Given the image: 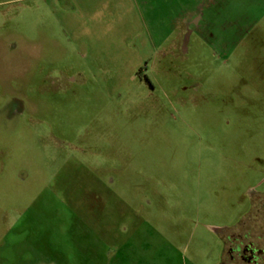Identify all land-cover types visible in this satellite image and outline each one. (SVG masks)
Masks as SVG:
<instances>
[{
    "label": "rangeland",
    "instance_id": "1",
    "mask_svg": "<svg viewBox=\"0 0 264 264\" xmlns=\"http://www.w3.org/2000/svg\"><path fill=\"white\" fill-rule=\"evenodd\" d=\"M114 1L0 0V264H264V0Z\"/></svg>",
    "mask_w": 264,
    "mask_h": 264
},
{
    "label": "crops",
    "instance_id": "2",
    "mask_svg": "<svg viewBox=\"0 0 264 264\" xmlns=\"http://www.w3.org/2000/svg\"><path fill=\"white\" fill-rule=\"evenodd\" d=\"M151 0H146L145 3L147 4L148 2H150ZM160 2H163L165 0H159ZM180 1V15H182V19H178L175 21V23L173 24V28L169 30L168 34H164L162 35V31L161 30H156L155 34L157 36L156 39V44L157 47L160 50L165 49V44L166 41L168 39L169 34L174 33L176 35V42L174 43V45L178 44V42L181 40V36H183V33L186 29H187V25L189 23V21H191L194 17H195V10H194V6L189 5L186 6L184 4H181L183 2H196V0H179ZM117 8V5L115 3L114 0H77L76 4H75V10L79 11V16L81 19V25L79 26V30H81L82 34H85V37H80V42L81 43H85L86 47H90L92 45H94V43H90L89 41L93 40L94 35H98L103 33V30L105 31V29L112 34V29L113 27L111 26H107V28H105L104 25H102L103 19H105V21H110L112 22V16L115 12ZM82 27V28H81ZM76 30V28H75ZM96 39V38H95ZM89 40V41H88ZM181 42V41H180ZM108 45H110L109 47L111 48H117V44H115L113 41L109 42ZM165 56V54H162V57ZM139 60L141 59H146L147 55L145 54H141L140 56H138ZM106 203H100V208L102 209V207H104V209L107 208ZM247 214V213H245ZM244 214V215H245ZM243 215V216H244ZM241 216V218L243 217ZM241 220V219H240ZM225 228L228 227H223V226H219L216 229H222L224 230ZM122 233H125L127 231V228H125L124 226L121 228ZM218 236L220 237V233H217ZM125 237V236H124ZM118 238V236H117ZM114 241H116V238L113 239ZM128 238H124V242H128ZM129 243H126V245H128ZM128 247V246H127ZM119 249V248H118ZM118 249L116 250V252H114L111 257L114 258L115 256H117L119 254ZM128 250L126 252H122L120 253V255H122L121 257V261L122 259L126 258L129 259L130 255H131V251L129 248H127ZM102 252V251H101ZM96 253V252H92L91 255H95L94 258V262L91 264H101V261L98 260V258L103 257V253ZM2 257V256H1ZM109 256V258H111ZM7 258V257H5ZM16 261L15 264H20L21 262H19V258L18 254L15 256ZM13 264V263H12ZM120 264V263H119Z\"/></svg>",
    "mask_w": 264,
    "mask_h": 264
},
{
    "label": "flooded vegetation",
    "instance_id": "3",
    "mask_svg": "<svg viewBox=\"0 0 264 264\" xmlns=\"http://www.w3.org/2000/svg\"><path fill=\"white\" fill-rule=\"evenodd\" d=\"M240 245L241 243L227 250L230 259L232 258V252H236L239 259L245 263H257L259 257L264 256V249L256 248L251 241L244 243L242 246Z\"/></svg>",
    "mask_w": 264,
    "mask_h": 264
},
{
    "label": "water",
    "instance_id": "4",
    "mask_svg": "<svg viewBox=\"0 0 264 264\" xmlns=\"http://www.w3.org/2000/svg\"><path fill=\"white\" fill-rule=\"evenodd\" d=\"M221 230H222V229H216V232H217V233H221Z\"/></svg>",
    "mask_w": 264,
    "mask_h": 264
}]
</instances>
